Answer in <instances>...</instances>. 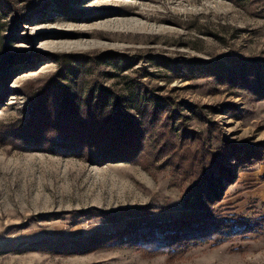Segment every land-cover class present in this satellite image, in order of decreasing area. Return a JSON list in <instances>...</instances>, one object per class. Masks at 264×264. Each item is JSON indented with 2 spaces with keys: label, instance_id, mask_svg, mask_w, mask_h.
<instances>
[{
  "label": "rangeland",
  "instance_id": "1",
  "mask_svg": "<svg viewBox=\"0 0 264 264\" xmlns=\"http://www.w3.org/2000/svg\"><path fill=\"white\" fill-rule=\"evenodd\" d=\"M0 264H264V0H0Z\"/></svg>",
  "mask_w": 264,
  "mask_h": 264
},
{
  "label": "trees",
  "instance_id": "2",
  "mask_svg": "<svg viewBox=\"0 0 264 264\" xmlns=\"http://www.w3.org/2000/svg\"><path fill=\"white\" fill-rule=\"evenodd\" d=\"M69 98L70 97L67 96L66 100L67 99L69 100ZM72 149H74V148H72ZM217 162L220 164V162L217 160V158H214V160L211 162L213 164L212 169L214 168V165ZM194 174L196 175V179H195V182L193 183L190 194L186 196L187 202L189 203L198 194L197 198L199 199V203H201L204 206H207V207H203V208H205V209H203L204 210L203 212L198 213V215H199L198 219L202 218V216H205V217L209 216L210 219H205V220H203V222H201L199 224H193L194 226H193V228H191V230L182 231V230H180V228L182 226H184L189 221H192V222L197 221V218L192 219V216L190 214H188L182 218L175 219V220H173L167 224H163L162 222L158 223L157 220L154 218L144 219L143 217H141L139 219H141L142 225L137 226L138 228L135 227V229H136L135 231L137 232L136 235H133L130 238L125 237L123 240L125 242H128L129 239H131V240L136 239L141 244L142 243L143 244H147V243L157 244L156 245V248H157V247L163 246L165 241L167 243L175 242V244L182 243V241H183L182 237H185L189 240L191 239V237L197 238V239L200 238V240H203V239L205 240L206 238H210L212 235H214V234H212L213 230L217 231L216 234H219L220 232L224 231L223 230L224 227H225V229H228L230 226V229H232L231 225H233L234 223H232V221L229 218L228 219L221 218V219H219V221H215V219L211 216L214 213L211 211L212 209L208 207L209 203H211L212 200L215 201L216 198L219 197L220 194L218 192V189H216L214 192H213L212 188H208L207 190L206 189L201 190L203 184H204V186H208L207 183L209 182L210 184L215 183V185H216L218 182L217 181L218 178H216L215 176L212 175V170H211V168H209V163L207 164L206 161L204 160V158L202 160L201 169L194 172ZM221 182L222 181H220V184H221ZM195 190H198V191L201 190V191L197 192L196 194H193ZM211 192H213V194H210ZM207 208H209V209H207ZM214 212H216V211H214ZM213 216L216 217L215 214ZM139 221L140 220H138L137 222H139ZM132 224H135V221H133L129 225L127 224V226H125V229L128 226L131 230L134 229L131 227ZM179 225H182V226H179ZM158 230H161V231H171L172 230L173 234L167 235L170 237V240L166 238L165 234L163 235L160 232H159L160 234H158L157 233ZM149 233H150V235H149ZM208 234H212V235H208ZM118 236L120 237L121 235L119 234ZM116 237H117V235L115 237L109 235L108 237L101 238L97 241L90 240V242H93V245H97V244L103 245L104 243L108 242L110 239L113 240V242L111 244L121 242L120 238L117 239ZM85 245H87V244H85ZM100 247H102V246H100ZM75 250H78V249L76 248ZM150 250H153V248Z\"/></svg>",
  "mask_w": 264,
  "mask_h": 264
},
{
  "label": "bare ground",
  "instance_id": "3",
  "mask_svg": "<svg viewBox=\"0 0 264 264\" xmlns=\"http://www.w3.org/2000/svg\"><path fill=\"white\" fill-rule=\"evenodd\" d=\"M123 15H124V14H123ZM133 18H134V17H133ZM122 19H123V18H122ZM125 19H126V18H125ZM127 20H130V21L133 20V21H134V20H138V19H136V18L132 19V17H131V18H127ZM127 23H128V22H127Z\"/></svg>",
  "mask_w": 264,
  "mask_h": 264
}]
</instances>
